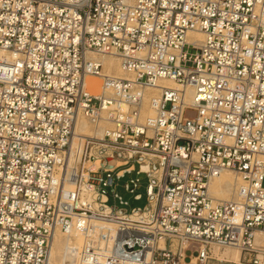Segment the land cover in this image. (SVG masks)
<instances>
[{
	"label": "built area",
	"instance_id": "obj_1",
	"mask_svg": "<svg viewBox=\"0 0 264 264\" xmlns=\"http://www.w3.org/2000/svg\"><path fill=\"white\" fill-rule=\"evenodd\" d=\"M57 230L66 264H264V0H0V264H49Z\"/></svg>",
	"mask_w": 264,
	"mask_h": 264
},
{
	"label": "bare ground",
	"instance_id": "obj_2",
	"mask_svg": "<svg viewBox=\"0 0 264 264\" xmlns=\"http://www.w3.org/2000/svg\"><path fill=\"white\" fill-rule=\"evenodd\" d=\"M196 37H201L199 33L191 34ZM95 56L103 65V70L106 74H113L116 76L127 77L129 76L121 67L120 60L114 55H101ZM100 77L95 75L87 76L86 83L88 87L93 91H98L100 85ZM160 85L174 87L176 84L171 79H163ZM159 92V89L149 90V96ZM194 97V91H188V99ZM92 125V126H91ZM105 122H100L98 125L91 124L84 116H80L77 123V131L84 134H95L101 136L103 134V129L106 127ZM75 151V145L73 152ZM228 171H233L230 169L223 170L219 175L214 177L209 183V194L211 197L218 200H229L235 196V187L240 184L241 178L237 173L231 174ZM65 236V241H62V236ZM264 240V234H257V240ZM82 236L80 234H74L72 237V243L76 246L82 243ZM69 243V235L57 230L53 240V246L50 256L49 264H66L65 253ZM224 252L218 250L217 247L213 248L214 253L219 255V258L227 259L238 263L240 261V251L238 247H230ZM58 256H61L60 262H57Z\"/></svg>",
	"mask_w": 264,
	"mask_h": 264
},
{
	"label": "rangeland",
	"instance_id": "obj_3",
	"mask_svg": "<svg viewBox=\"0 0 264 264\" xmlns=\"http://www.w3.org/2000/svg\"><path fill=\"white\" fill-rule=\"evenodd\" d=\"M101 79V78H100ZM102 82V79L100 81V83ZM92 126V125H91ZM230 172L231 174H235L233 171H228ZM130 177H134V178H139L140 179V186L139 188L134 192V193H131L130 191L128 190H125L124 187L122 185H120L118 187V191L120 193V195L125 199V200H128L129 203H130V207H134V206H143L146 201H147V198H146V186H147V183H148V180H147V177L146 175L144 174H137L136 172H133L132 174H128L123 180L121 183L125 182V181H128ZM142 194V199L138 200V199H135L134 196L135 194ZM230 199V198H229ZM65 236L63 235L62 236V241H65ZM217 247V246H215ZM219 251L221 252H224L228 249H231L230 247H226V248H219L217 247ZM240 251V250H239ZM215 254V253H214ZM216 256V254H215ZM217 257L219 258V255H217ZM60 258L61 256H58V259H57V262H60ZM222 259V258H220ZM239 263V262H238ZM226 264H234V263H226Z\"/></svg>",
	"mask_w": 264,
	"mask_h": 264
}]
</instances>
